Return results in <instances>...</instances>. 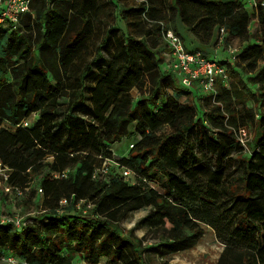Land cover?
<instances>
[{
    "label": "trees",
    "instance_id": "1",
    "mask_svg": "<svg viewBox=\"0 0 264 264\" xmlns=\"http://www.w3.org/2000/svg\"><path fill=\"white\" fill-rule=\"evenodd\" d=\"M75 1L32 0L33 19L26 15L17 30L0 27V126H8L0 128V163L9 169L7 183L23 193L37 179L40 207L46 210L19 231L1 226L0 251L30 264H70L75 257L85 264H99L101 258L107 264H142L140 241L118 225L128 214L148 209L135 228L166 233L167 241L152 248L161 258L193 248L203 234L200 224L210 226L216 218L229 224L230 236L248 243L239 250L227 246V264H264V8L258 3L248 12L238 0H141L131 10L153 23L149 34L161 33L167 22L182 39L180 26L185 27L201 45L221 29L230 38L253 39L234 62L254 75L249 82L259 94L242 81L219 84L215 95L200 97L207 107L200 125L194 107L179 102L189 91L161 72L154 44L113 29L99 47L108 59L100 56L92 77L90 63L78 81L89 106L78 102L58 111L72 50L93 31L83 18L86 6L76 8ZM85 1L93 8L96 0ZM252 17L259 30L249 36ZM36 44L38 58L32 54ZM132 89L141 95L136 102ZM250 95L260 104L256 115L246 104ZM32 115L36 122L22 127ZM248 125L255 134L251 151L240 160L236 188L230 180L235 169L227 174L226 161L243 153L237 133ZM167 128L172 132L161 138L158 133ZM191 134L213 146L215 166H200L193 151L177 152L181 143L189 150ZM127 135L136 136L135 143L127 157L116 158L108 149ZM113 157L134 173L131 183L113 168L105 177H93L103 159ZM66 170V178L54 177ZM62 199L71 203L58 214ZM221 201L225 207L217 205Z\"/></svg>",
    "mask_w": 264,
    "mask_h": 264
},
{
    "label": "rangeland",
    "instance_id": "2",
    "mask_svg": "<svg viewBox=\"0 0 264 264\" xmlns=\"http://www.w3.org/2000/svg\"><path fill=\"white\" fill-rule=\"evenodd\" d=\"M218 1V0H216ZM219 1H228V0H219ZM243 8L251 12V4L252 3H264V0H238ZM118 2L116 0H105L104 3H101L98 10L95 14L92 12V8L90 7L89 2H86L85 0H76L75 1V7H83L86 6V10L83 14V18L85 21L91 22V27L94 32H92L90 35L85 36L81 38L80 42L74 47V50H72L73 55V62L70 67V72L73 75H80L82 72L85 71L86 66H88L90 63H92L89 72L87 71V74L89 77H92V75L97 70L99 58L101 55L107 57V50L101 49L100 45L101 40L104 38L106 34H108L107 30L111 28H116L118 25L121 28H124V30L127 31L126 34L129 36H134L135 34H138L137 30L139 27L135 24H132L125 27L124 25V14L121 11V5L118 6ZM91 12V13H89ZM80 13V11H78ZM144 25L148 26L149 28L153 25L151 22H145ZM163 26L166 29H171V25L167 22L163 23ZM136 27V28H135ZM126 28V29H125ZM129 29L131 31H129ZM248 33L249 36L252 34H255L259 30V22L256 20L255 17H252L250 19V22L248 24ZM154 31V30H153ZM152 31V32H153ZM111 37L113 36V33H110ZM118 36H121L119 34ZM38 39V35L36 36V40ZM152 41L155 48H158L156 50L159 58H161L160 61V70L162 73L171 74L167 69V63H164L161 57V53L165 50V44L163 42L162 36L159 32V34H154L152 37ZM247 41H253L252 38L249 37V40ZM246 40L242 41L237 38H230L226 33H221L219 30H215L212 39L206 46H202L199 48L191 47L192 50L198 49L201 51L206 57H208L210 60H215L217 62H223L229 69V76L230 80L233 82L242 81L243 84H245L246 88L252 90L253 93H255V96L259 94L258 87L257 86H251L249 79L252 78L254 75L247 73L244 71L242 66L237 65V62L231 63V65H228L226 63V60H231V54L230 50H239L240 47H245V45L248 43ZM184 44V43H183ZM80 45V46H79ZM79 46V47H78ZM82 46V47H81ZM39 44H36L34 48L32 49V54L35 58H38L37 53L39 55ZM96 59L97 62H93ZM106 59V60H107ZM222 63V64H223ZM71 74V75H72ZM51 78V77H50ZM7 80L10 81V77H7ZM176 87L179 90H185L182 85H180L179 80L175 79ZM66 89L71 87H77L79 83L76 82H69L65 81ZM232 85V84H231ZM79 87V86H78ZM196 88H192L189 91V94L181 95L179 97V102L182 104H189L194 107V111L196 112L197 118L200 120L201 123L205 124L206 117L202 114L207 110V107H203L205 104L200 100V97L207 96V93L203 92L202 90H198ZM131 96L133 98V101L136 102L140 98V94L137 89L131 90ZM250 95V100L246 103L248 108L252 109L254 114L256 115L260 110V104L257 101V97ZM68 98L66 96L60 98L56 102V109L60 112H62V108L65 107L67 104ZM37 115H32L30 117L31 123H35L37 120ZM201 118V119H200ZM172 132V129H163L161 132L158 133L161 138L168 136ZM255 134V127L253 126H246V128L240 129V131L237 133L238 140L243 142L242 146H244L243 153L237 154V152H234L230 158L226 161L227 166V174H229V170L234 168L235 171L233 173V177L230 179L232 184H235L236 188L240 184V181L238 180L241 176V168H240V160L245 157L244 155L248 156L249 152L252 148V139ZM134 140H136V136L134 135H127L123 136L120 140L115 141L112 143V148L115 151V157L119 158H125L129 154V145L131 143H135ZM187 144H189V150L186 147H183L184 143L180 144V147H178L177 152L180 155L186 154V156H189V154L193 151L194 154L199 156V165L207 166H215L216 162V156L214 155V148L211 145H208L207 141L199 143L194 135H190L187 137ZM175 146V147H176ZM176 147V148H177ZM133 177H129L128 180L129 183H131ZM37 179H34L33 183L27 189L24 193L20 196L16 194L12 195H4L3 193H0V214L3 215H9V216H22L25 218H36L38 220H41L44 215L41 213L40 206L43 202V199L41 196L37 195ZM34 189L36 190L34 192ZM217 205L219 207H225V205L221 202H218ZM147 210H140L138 212L130 213L127 215V217L122 220L118 227L123 232L125 236H132L133 238H137L140 241V248L143 251L141 255V262L142 264H227L228 263V255L226 254L223 256L227 246H231L234 249H241L245 248L248 243L240 242L237 238H233V236H230L229 230L230 226L229 224H224V220H217L214 218L212 220L213 223L210 224V226H206L205 224H200V227L203 231V234L199 240V242L191 249L187 251L178 252L169 256H166L164 258H161L158 256L154 251H152V248L159 245L160 243H164L167 241V235L166 233L162 232L161 230H146L145 228H135L136 222L144 217L147 213ZM217 211V207H216ZM131 232V233H130ZM63 254V253H62ZM229 259H232L229 258ZM106 261L102 259V261L99 264H106ZM70 264H85L82 260L75 257Z\"/></svg>",
    "mask_w": 264,
    "mask_h": 264
},
{
    "label": "built area",
    "instance_id": "3",
    "mask_svg": "<svg viewBox=\"0 0 264 264\" xmlns=\"http://www.w3.org/2000/svg\"><path fill=\"white\" fill-rule=\"evenodd\" d=\"M31 2L32 0H0V27L17 30V28L20 27V22L24 15H31V18L33 19L34 15L30 7ZM260 4L264 8V3ZM256 7L257 4L252 3L250 10H255ZM220 32L223 33V30L221 29ZM160 34L163 41L166 43V49L161 53L162 60L164 63H167L168 71L179 80L180 85H182L185 89L189 91L192 88L198 87V90H202L207 93V96H209L216 94L217 86L219 84L224 87L229 86L230 76L229 69L226 65L215 60H210L199 50L186 51L183 47L181 38L175 34L172 29L162 28ZM238 52L239 50H230L231 60L228 63L236 61ZM30 124L31 121L26 119L22 121L21 126L29 127ZM1 127L8 128L5 124H2L0 128ZM241 143L243 144V142ZM132 147L133 144H130L129 149ZM108 150L111 154L115 155V151L112 146ZM116 160L117 159L115 157L112 159L104 158L100 168L94 171L93 177H105L109 174V170L113 168L118 169L119 174L124 179H128L129 177L134 178V173L130 169L120 166ZM67 174L68 171L66 170L54 177L57 179L66 178ZM8 176L9 169L0 163V193L7 196L12 194L20 196L22 194V190L9 185L7 183ZM32 183L33 182H31V184ZM37 195H43V191L40 188L37 190ZM70 203L71 200L62 199L59 202V207L56 209V213L61 214L63 209L68 207ZM40 209L42 208L40 207ZM45 212L46 210H41V213ZM30 223H32L31 218L0 214V227L10 225L15 230L19 231ZM0 264L30 263L25 260L17 259V257L11 253L1 250Z\"/></svg>",
    "mask_w": 264,
    "mask_h": 264
},
{
    "label": "crops",
    "instance_id": "4",
    "mask_svg": "<svg viewBox=\"0 0 264 264\" xmlns=\"http://www.w3.org/2000/svg\"><path fill=\"white\" fill-rule=\"evenodd\" d=\"M107 1V0H106ZM228 1H231V0H228ZM105 2V0H96L95 1V4L93 5V8H92V12H93V14H95L96 13V11L98 10V8H99V6L101 5V3H104ZM116 2H118V6H120L121 5V8L120 9H122L121 11L123 12L122 14H124V25H125V27L126 26H128L129 27V25H131V23L132 24H135L136 26H138L139 28L137 29V30H135V31H138L139 33L138 34H135L134 36H129L128 34H126L127 33V31L126 30H124V28H121V27H119V25L116 27V28H111V29H108L107 30V32L108 31H110V30H115V32H117V34L119 35V34H121V35H124V36H126V37H133V38H135V39H138V40H140V39H146L147 40V43H148V45H150L151 46V44L153 43V41H152V37H153V34H149L150 32H152V30L148 27V26H146V25H144L143 23L145 22V20H144V17L143 16H136V15H134L133 13H131V10H134L135 8H137V7H139L140 6V3H141V0H116ZM223 2H225V1H223ZM28 15V14H27ZM26 15H24L23 17H22V19L25 17ZM21 19V20H22ZM93 27V26H92ZM183 27V26H182ZM181 26H180V31H181V33H182V35H183V38L184 39H182L181 37V40H182V44H183V47H184V49L186 50V51H191L192 49H191V47H194V48H199V47H202V46H206V45H201L200 44V42H199V40L195 37V36H193L192 35V33H190V32H187L186 31V29H185V27H183L182 28ZM2 28V27H1ZM94 28V27H93ZM136 28V27H135ZM126 29V28H125ZM172 29V28H171ZM129 31H131L130 29H129ZM92 32H94V31H92ZM107 35V34H106ZM106 35L104 36V38L106 37ZM103 38V39H104ZM102 39V40H103ZM102 40H101V43H102ZM164 42V41H163ZM164 44H165V49H166V43L164 42ZM247 45V44H246ZM246 45H245V47H246ZM82 47V46H81ZM245 47H240L239 48V51H241V50H243ZM158 48H155V47H153V50L156 52V50H157ZM226 62H229L228 60H226ZM72 73L70 72V70L68 71V73H67V76H66V79L65 80H67V81H69V82H78V81H80L81 80V77H82V74H80V75H71ZM173 76V75H172ZM173 78H175V79H177L176 77H174L173 76ZM94 84H92L91 83V86H93ZM188 91V90H187ZM66 98H68V100H67V104L65 105V107L64 108H62V110H63V112H65L66 110H69L75 103H85V105H87V107L89 106V103H88V101H86L85 99H84V97H87V94H85L84 93V91L83 90H81L80 88H77V87H69L67 90H66ZM174 91H172V90H169V94H172ZM140 210H147V209H140ZM140 210H138V211H140ZM138 211H135V212H138ZM132 213H134V212H132ZM146 230H147V228H145ZM102 259H104L106 262V264H107V261H108V259H106V258H101L100 259V262L102 261ZM99 262V263H100Z\"/></svg>",
    "mask_w": 264,
    "mask_h": 264
}]
</instances>
